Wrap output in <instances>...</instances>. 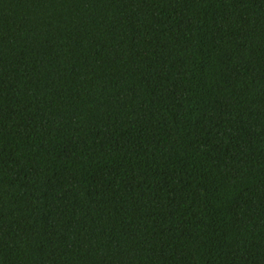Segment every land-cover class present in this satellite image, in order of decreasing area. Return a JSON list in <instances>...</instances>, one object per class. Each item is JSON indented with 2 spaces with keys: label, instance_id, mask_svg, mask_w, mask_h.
<instances>
[{
  "label": "trees",
  "instance_id": "1",
  "mask_svg": "<svg viewBox=\"0 0 264 264\" xmlns=\"http://www.w3.org/2000/svg\"><path fill=\"white\" fill-rule=\"evenodd\" d=\"M0 264H264V0H0Z\"/></svg>",
  "mask_w": 264,
  "mask_h": 264
}]
</instances>
